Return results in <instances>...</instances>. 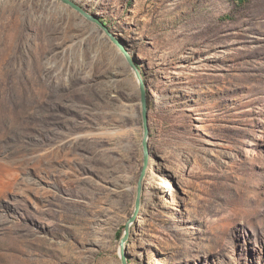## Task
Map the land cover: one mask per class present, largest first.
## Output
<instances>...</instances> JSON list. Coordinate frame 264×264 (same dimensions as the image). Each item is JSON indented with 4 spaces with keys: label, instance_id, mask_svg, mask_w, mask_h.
<instances>
[{
    "label": "rangeland",
    "instance_id": "1",
    "mask_svg": "<svg viewBox=\"0 0 264 264\" xmlns=\"http://www.w3.org/2000/svg\"><path fill=\"white\" fill-rule=\"evenodd\" d=\"M74 2L148 86L128 263L264 264V0ZM143 135L104 29L60 0H0V264H123Z\"/></svg>",
    "mask_w": 264,
    "mask_h": 264
},
{
    "label": "water",
    "instance_id": "2",
    "mask_svg": "<svg viewBox=\"0 0 264 264\" xmlns=\"http://www.w3.org/2000/svg\"><path fill=\"white\" fill-rule=\"evenodd\" d=\"M64 4L70 6L73 10L79 12L81 15H83L88 21L97 24L102 29L108 33L109 37L113 40V42L117 45V47L120 49L121 53L125 57L128 65L130 66L131 70L133 71L139 85L140 95H141V107H142V120H143V157H144V167L139 179L138 183V189H137V199H136V205H135V212L133 216L131 217L130 221L126 225L125 228V234L121 240L120 243V255L123 264H129L128 258H127V243L129 241L130 235H131V229L133 224L136 222L143 203V193H144V183L145 179L147 177V172L150 164L151 159V152H150V138H151V127H150V114H149V96L147 91V83L145 81V78L143 76V73L141 72V69L138 64V57L137 55H133L131 53V50L126 48L123 44L118 42L108 31L106 25L101 23L99 19L95 16L89 15L83 8H81L79 5H77L72 0H60Z\"/></svg>",
    "mask_w": 264,
    "mask_h": 264
},
{
    "label": "flooded vegetation",
    "instance_id": "3",
    "mask_svg": "<svg viewBox=\"0 0 264 264\" xmlns=\"http://www.w3.org/2000/svg\"><path fill=\"white\" fill-rule=\"evenodd\" d=\"M137 57H138V56H137ZM138 64H139L140 69H142L143 64H142L141 62H139V60H138ZM141 72H142V70H141ZM142 73H143V72H142Z\"/></svg>",
    "mask_w": 264,
    "mask_h": 264
},
{
    "label": "trees",
    "instance_id": "4",
    "mask_svg": "<svg viewBox=\"0 0 264 264\" xmlns=\"http://www.w3.org/2000/svg\"><path fill=\"white\" fill-rule=\"evenodd\" d=\"M121 235H122V233H120V235H119V236L121 237Z\"/></svg>",
    "mask_w": 264,
    "mask_h": 264
},
{
    "label": "bare ground",
    "instance_id": "5",
    "mask_svg": "<svg viewBox=\"0 0 264 264\" xmlns=\"http://www.w3.org/2000/svg\"><path fill=\"white\" fill-rule=\"evenodd\" d=\"M73 2H74V0H73Z\"/></svg>",
    "mask_w": 264,
    "mask_h": 264
}]
</instances>
